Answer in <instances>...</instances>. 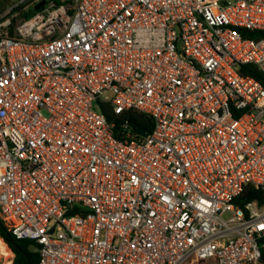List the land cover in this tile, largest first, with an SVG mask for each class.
Masks as SVG:
<instances>
[{"label": "built area", "instance_id": "built-area-1", "mask_svg": "<svg viewBox=\"0 0 264 264\" xmlns=\"http://www.w3.org/2000/svg\"><path fill=\"white\" fill-rule=\"evenodd\" d=\"M0 1V222L36 264H261L264 204L235 199L264 192L238 72L264 71V0ZM97 102L151 131L118 139Z\"/></svg>", "mask_w": 264, "mask_h": 264}, {"label": "trees", "instance_id": "trees-1", "mask_svg": "<svg viewBox=\"0 0 264 264\" xmlns=\"http://www.w3.org/2000/svg\"><path fill=\"white\" fill-rule=\"evenodd\" d=\"M243 35L248 38L258 39L256 32L244 30ZM238 72L242 76H249L258 81L264 87V71L252 64L241 65ZM97 109L104 116L108 123H114L113 132L115 137L122 139L124 133L129 130L123 127L127 123H134L138 127L149 133L152 129V120L142 113L129 110L119 115H115L110 106L105 103L97 102ZM254 202L256 204H264V192L247 185L241 194L235 199V204L243 207L247 203ZM0 237L14 254L12 261L8 264H36L38 261V245L27 239H18L8 232L0 222ZM264 243V240H261ZM260 261L264 264V246L260 247Z\"/></svg>", "mask_w": 264, "mask_h": 264}, {"label": "rangeland", "instance_id": "rangeland-1", "mask_svg": "<svg viewBox=\"0 0 264 264\" xmlns=\"http://www.w3.org/2000/svg\"><path fill=\"white\" fill-rule=\"evenodd\" d=\"M8 1H0V10H3L7 7L8 5ZM94 110L97 111V106L96 104L94 105ZM185 264H211L209 260L207 261H204V262H199V261H196V260H190L188 262H186Z\"/></svg>", "mask_w": 264, "mask_h": 264}, {"label": "water", "instance_id": "water-1", "mask_svg": "<svg viewBox=\"0 0 264 264\" xmlns=\"http://www.w3.org/2000/svg\"><path fill=\"white\" fill-rule=\"evenodd\" d=\"M41 5H42V2L36 4V5L34 6V9H38ZM128 125H129V127H130L133 131H135L137 134H139V135H141V136H145V135H146V131H145L144 129L138 127L136 124H134V123H129Z\"/></svg>", "mask_w": 264, "mask_h": 264}, {"label": "crops", "instance_id": "crops-1", "mask_svg": "<svg viewBox=\"0 0 264 264\" xmlns=\"http://www.w3.org/2000/svg\"><path fill=\"white\" fill-rule=\"evenodd\" d=\"M209 261H210L211 264H215L214 261H212V260H209Z\"/></svg>", "mask_w": 264, "mask_h": 264}]
</instances>
